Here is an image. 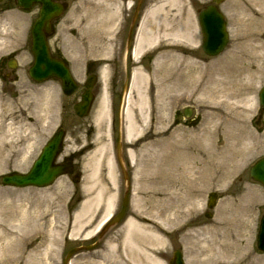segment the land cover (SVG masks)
<instances>
[{
  "label": "rangeland",
  "instance_id": "obj_1",
  "mask_svg": "<svg viewBox=\"0 0 264 264\" xmlns=\"http://www.w3.org/2000/svg\"><path fill=\"white\" fill-rule=\"evenodd\" d=\"M65 1L67 2L66 12L60 17L61 19L55 22L54 34L50 39L51 48L58 44L66 53L69 49L79 50L82 45L87 47L92 44H90V40L95 39L96 45H91L94 47L93 53L97 52L98 55L95 56L102 58V63H108L110 61L108 60L110 42L107 29L109 28L104 19L108 17V14L114 16V4L117 0ZM157 1L159 0H146V8ZM242 1L224 0L220 5V10L226 20L229 41L223 52L216 57H207L202 52V36L197 21L198 10L210 0H179V3L175 5L169 1L166 2L165 12L170 15L171 24L186 22L189 25V31L197 36L194 50L182 45H179L177 49L185 57H193L203 66L209 68L226 58L234 47L233 18L237 15V3H243ZM36 17V10L22 11L15 6V0H3L0 3V43H2L0 51V104L2 111L0 113L4 116V124H10L12 128L11 136L5 141V144L8 145L7 149L14 147L18 151L11 161L0 167V177L9 172H27L43 145L56 130L61 113L69 111L64 124L66 128L64 149L66 153L76 152L79 154L75 162L82 178L77 185L73 184L70 176H61L53 185L43 189L7 187L3 186L0 181V225L3 230L0 233V264H39V259L42 264H62L69 250L77 247L81 242H86L80 241V239L86 238L88 233L100 224L105 216V209L104 203L99 202L96 208L94 207L95 209L89 212L84 211L87 210L84 209L85 202L91 203L100 196L101 191L103 197L101 196L99 201L101 199L104 201L112 196L113 202L117 204V195L121 196L125 189V183L121 179L117 166L114 173L115 187H111L110 178L107 176L106 163L113 155L117 130H119L123 146L121 155L127 163L128 178L126 180L127 183L129 181L131 192L130 216L138 219H142L143 215L148 218L155 217L156 222H162L158 208L151 210L150 204H146V197L149 196L147 187H144L141 182L136 184L135 181V178H138L136 175L138 168L135 164L141 165L138 150L146 140L141 139V133L135 137V145L126 140L124 111L127 94L130 90L129 86L125 88V100L119 101L118 97L114 96L112 100L110 99L111 101H106L107 113L110 115L109 126L110 120H114L113 144H111L107 133V119L104 116L99 118L103 103L101 91L86 120L76 121L75 119L74 121L70 111L75 96L69 98L62 96L59 84L55 80L36 84L28 76V68L33 61L30 52V27ZM113 21L114 17L111 16L110 23ZM150 23L149 30L155 32L156 29L152 26L153 22ZM125 32L126 28L120 32L113 44L114 58L112 60H114V73L117 77L114 85L117 92L122 89L123 72H125L123 63L126 62L129 66H136L144 73L145 69L152 72L154 68H159L160 73L156 76L158 80L167 69L169 72L177 69L174 79L180 78L183 66L188 61L181 63L179 59H176L156 62L162 48L160 45L164 42H160V45L158 41L154 43L159 45L158 47L149 48L153 44L146 45L145 56L140 64H133L129 59H125L126 56L122 55L120 47L121 39H125ZM260 33L264 36V30H261ZM66 57L68 61H73L69 55ZM10 58L16 62L14 69L7 66ZM105 82L100 84V88L105 87ZM263 85L264 78L252 83L250 91H246L248 94L243 92V96L239 98L251 100L249 104L252 110L243 112L244 117L240 120V126L241 128L244 126L243 137L247 133H251L253 137L251 141L242 138L243 140L239 141L235 148L236 155L233 156H237L242 149L246 151L250 147L248 155L238 158L230 157L225 161H221L219 158H209L204 147V136L201 137L203 131L195 130L193 135L190 134V157L175 160L173 165L160 168L158 194L163 193L164 183L172 166L176 171L177 178H180L184 170L189 167V178L194 179V182L193 187L182 189L178 184L175 185V192L180 202H177L176 206L171 208L172 210L165 212V217L169 219L165 220L163 229L160 228L164 235L160 244L156 243L155 246H151L146 243L148 240L136 235L135 238H141L137 241L138 245L150 255V258L158 259L159 257V262L157 260L142 261L144 264H168L176 249L182 251L185 264H188L187 259L192 261L191 264H194L195 255L192 253V249L193 243L196 241L247 243L250 256L243 264H264V254L256 249L259 220L264 213V190L259 184L253 182L248 174L253 163L264 156V112L257 97L258 91ZM182 94V91H179L176 93V98L173 101L170 100L165 110L161 112V122L158 125L159 130L162 131L160 138L174 134L176 143L181 133H186L195 127L202 129L203 126H207L203 119L204 106L202 107L206 102L205 99L200 102L198 96L182 98ZM179 98L181 99L179 100ZM151 105H153V101L150 98L146 114V127L154 125L152 120L154 112L150 108ZM186 110L191 111L189 117L184 116ZM138 112V109L135 108L134 113ZM210 127L212 128L211 125ZM225 134L221 130L213 138V142H218L226 149ZM258 137L262 141L261 143L258 142ZM130 150L134 156L133 163L130 159ZM210 168L215 170L213 174L208 171ZM91 174L96 177L92 184L89 179ZM75 190H79V192L73 194ZM209 193L217 194L216 203L211 210L206 207ZM76 195L81 197L76 198ZM39 203L42 205L43 212L42 241L39 239V235L31 237L29 233H15L1 213L4 209H12L16 206H21L24 209L32 206L36 212V205ZM229 203L233 204L229 208L232 210L225 211L224 207ZM207 210L211 213V218H204L203 212ZM80 212L79 219L75 220V215ZM196 220H202L203 225L197 223ZM236 220L237 228L233 225ZM124 229L123 224L113 226L96 248L77 253L69 259V264H131L130 261H133V258H129L130 252L128 253L123 243ZM4 241L13 242V246L11 248L9 246L10 250L2 245ZM27 243H29L30 252L24 255L22 249ZM108 243L114 246L113 252H108ZM132 253L137 257L135 258L136 263H138L137 259L143 257L138 251L133 250Z\"/></svg>",
  "mask_w": 264,
  "mask_h": 264
},
{
  "label": "bare ground",
  "instance_id": "obj_2",
  "mask_svg": "<svg viewBox=\"0 0 264 264\" xmlns=\"http://www.w3.org/2000/svg\"><path fill=\"white\" fill-rule=\"evenodd\" d=\"M168 1L172 5L179 3V0H159L147 9L145 17L137 29L133 55L138 59L137 57L144 51L146 45L153 44L149 47H156L157 44L154 43L158 41L159 45L160 42H164V44L160 45L162 48L156 58V62L163 60L174 61L176 59H179L181 63L188 62L183 66V72L178 80L174 79L177 69H173L170 72L167 69L159 80L156 79L157 74L160 73L159 68H154L152 72L145 69V73L137 68L131 74L130 90L124 111L126 140L135 145V137H138L140 133L142 134L141 139L146 140L138 150V153L140 152L141 165L135 164L138 168L136 170L138 178H135V181L136 184L141 182L144 187H147L149 196L146 197V204H150L151 210L158 208L157 210H159L158 212L162 218L160 226L156 224L155 217L148 218L144 215L141 216L142 219L140 218L138 222L133 220L127 222L124 229L125 234H123V243L125 247L128 246V249L131 247V250L132 244L130 246V241L128 240L135 238L137 234L142 239L148 240L146 243L151 244V246H155L156 243L160 244L163 241L164 235L160 228L163 229L165 220L169 219L165 217V212L172 210L171 208L175 207L177 202H180L175 192V185L178 184L180 189L193 187L194 179L191 180L189 178L190 168H186L183 175L177 178L176 171L172 166L164 183L163 193H157L160 181V168L173 165L175 160L189 158L191 135L195 133V130H199L198 127H195L193 128L194 130L189 129L186 133H181L177 143L174 140V134L166 138H160L162 131L159 130L158 125L161 122V112L165 110L170 100L173 101L179 91L183 93L182 98L198 96L200 102L205 99L206 102L202 105V107L204 106L203 119L209 127L203 126L200 131H203L201 137L204 136V147L209 158H219L221 161H225L230 157L238 158L239 156L248 155L250 150V147L246 151L242 149L243 151L241 150L237 156H233L236 155L235 148H237L238 142L243 140L242 138L251 141L253 137L251 133H247L243 137L242 130L244 126L242 128L240 126V120L244 117L243 112L252 110L249 104L251 100L239 98L243 96V92L250 91L252 83L264 78V36L260 33L261 30H264V0H243V3H237V15L233 18V25L235 26L234 47L229 51L226 58L210 66V68L203 66L201 62L196 61L193 57H185L177 49L179 45H182L185 48L188 47L194 50L195 48L193 47L197 36L189 31V25L186 22L171 24L170 15L165 12L166 2ZM104 20L108 28H110L111 16L108 14V17ZM151 21L153 22L152 26L156 29L155 32L149 30ZM1 45L2 43H0V51L2 50ZM186 90H188V93ZM150 98L153 101V105L150 108L154 112L152 117L154 125L146 127V114ZM102 102L99 118L103 116L107 118L106 100L103 99ZM135 108L139 111L137 114L134 113ZM1 109L2 105L0 104V111H2ZM11 129L10 124H4V116L0 113V167L11 161L18 153L14 147L7 149L8 145L5 144V141L11 136ZM221 130H223L224 134L226 133V149L218 142H213V138ZM259 139L258 137V142L261 143L262 141ZM129 154L132 162L134 159L132 150L129 151ZM110 166L111 161L109 160L108 167L110 168ZM208 171L213 174L215 170L210 168ZM109 176L111 185H116L114 177ZM89 179L92 184L95 182L96 177L92 175ZM101 194L91 203L85 202L84 209L86 208L87 210L84 211L89 212L95 209L100 202ZM135 198L139 200L138 197L135 196ZM194 199L193 197V201ZM112 204V197L104 200L105 216L101 222H104L110 214ZM232 205V203H229L224 207V210H232L229 209ZM41 207V203L36 205V212L32 206L26 209L21 206H16L12 209L9 207L10 209H4L1 213L8 221L9 227L15 230V233L25 232L29 233L31 237L39 235V239L42 241L43 212ZM80 215L81 212L76 214L75 220H78ZM233 225L237 228V220ZM96 229L90 232L89 235L94 233ZM1 232L3 230L0 225ZM14 242L16 244V241ZM28 244L23 246L22 253L24 255L30 252ZM108 244V252H113L114 246L110 243ZM2 245L5 248H9V246L11 248L13 242L4 241ZM247 245V243H237V241H196L193 243L192 249V253L195 255L193 263L243 264L250 256ZM140 251L146 260L151 259L143 249H140ZM190 262L192 261L187 259V263L191 264ZM39 264H42L41 259H39Z\"/></svg>",
  "mask_w": 264,
  "mask_h": 264
},
{
  "label": "water",
  "instance_id": "obj_3",
  "mask_svg": "<svg viewBox=\"0 0 264 264\" xmlns=\"http://www.w3.org/2000/svg\"><path fill=\"white\" fill-rule=\"evenodd\" d=\"M221 0H215L220 2ZM35 2L42 3V10L39 19L32 28V53L34 55V63L29 73L34 80L40 81L50 77L60 78L63 81L64 88L71 87L72 81L66 67L59 60L53 59L49 55L43 30H49V20L57 16L61 7L52 3L50 0H17V4L25 9L31 7ZM200 25L202 29L203 50L208 55L219 53L227 42V34L221 14L215 7H208L207 10L200 14ZM70 93L71 91H66ZM259 100L264 107V87L259 93ZM89 100L86 99L82 104L75 107L79 115H84L88 107ZM61 135L58 133L43 148L37 160L33 163L31 170L26 175L11 174L2 177L5 185L14 186H45L52 182L54 177L61 171L58 167L53 166V160L60 149ZM117 155L120 158V144H117ZM250 176L264 186V159L258 161L251 169ZM215 195L210 196L209 207L213 205ZM126 205V198L123 201L122 211L114 218L113 222H117L123 215ZM258 248L264 251V215L260 220L259 231L257 234ZM75 250H72L70 256ZM170 264H183L179 252L174 254Z\"/></svg>",
  "mask_w": 264,
  "mask_h": 264
},
{
  "label": "flooded vegetation",
  "instance_id": "obj_4",
  "mask_svg": "<svg viewBox=\"0 0 264 264\" xmlns=\"http://www.w3.org/2000/svg\"><path fill=\"white\" fill-rule=\"evenodd\" d=\"M127 2H129V0L123 1V3H127ZM145 4H146V1L142 0L138 9H137L138 1L137 0L131 1L132 7L129 9V11L125 14V17L123 18L124 28H126V32H125V39L124 40L121 39V41H120V47L122 49H125L127 52H129L131 49V41L132 40L129 41V38H128L130 28L133 27L132 32H134V29L139 24L140 17L142 15V13L144 12ZM65 8H66V5H65ZM135 12H137L136 17H134ZM55 46H56V49L54 47L53 52H54V55L56 57H60V56H62V54L65 55L64 51L62 50V46H60V45H55ZM73 56H75V55H73ZM76 57H78V55H76ZM108 65L110 66L109 89L111 92V96L114 97V95L117 93L116 86L114 85V84H116V79H117L116 73H114V70H115L114 69V62H111ZM68 66L71 69L73 76L75 77L76 81L78 83H81V85L80 84L78 85L77 98L79 99V97L82 95V93L86 91L85 83H87V80H88V83L90 82V80H92V82L90 84L91 85L90 92H91V95L96 98L100 92V87L97 84L96 75L97 76L99 75L100 70H101L103 65L101 63H99L97 60H86V61H79V62H71L68 64ZM65 122H66V116H64L62 124H65ZM78 155L79 154L76 152L66 153L63 151L61 158L59 160V162L63 163V164H70V163L72 164V171H73L72 175H71L72 178H75V177L78 178L81 176V173L79 171V167L75 162ZM78 192L79 191H77V193ZM79 197H81V196L78 195L76 198H79ZM128 219H131L135 222H138L137 218L130 216L129 208L125 212V216L123 218V221L126 222ZM197 223H202V222L200 220H197ZM105 234L102 235L99 240L96 237V238L92 239V241H101V239L104 238ZM131 241H139V239L133 238V239H131ZM132 257L134 258V255ZM131 264H138V263H136V261L134 260L131 262Z\"/></svg>",
  "mask_w": 264,
  "mask_h": 264
}]
</instances>
